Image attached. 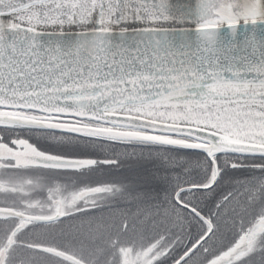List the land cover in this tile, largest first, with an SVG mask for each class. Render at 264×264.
Listing matches in <instances>:
<instances>
[{
    "label": "snow or ice",
    "instance_id": "obj_1",
    "mask_svg": "<svg viewBox=\"0 0 264 264\" xmlns=\"http://www.w3.org/2000/svg\"><path fill=\"white\" fill-rule=\"evenodd\" d=\"M258 24L264 0H0V264H264Z\"/></svg>",
    "mask_w": 264,
    "mask_h": 264
},
{
    "label": "rangeland",
    "instance_id": "obj_2",
    "mask_svg": "<svg viewBox=\"0 0 264 264\" xmlns=\"http://www.w3.org/2000/svg\"><path fill=\"white\" fill-rule=\"evenodd\" d=\"M136 172H139L141 175H145V174H149L151 171H154V165L151 162H141V164L139 165H133L132 166ZM124 173L125 175H132L134 174L132 171H130V168L128 165H126L124 168ZM163 181L161 179V177H155V178H150V184L145 186V187H151L154 188L158 191H160V194L162 196V188H163ZM126 206L121 205V209H125ZM132 211H135V207L133 206L131 208Z\"/></svg>",
    "mask_w": 264,
    "mask_h": 264
},
{
    "label": "water",
    "instance_id": "obj_3",
    "mask_svg": "<svg viewBox=\"0 0 264 264\" xmlns=\"http://www.w3.org/2000/svg\"><path fill=\"white\" fill-rule=\"evenodd\" d=\"M221 35L226 37L225 43H227L228 40L231 39V33L225 26L224 29L221 30ZM252 35V26L251 25H243L241 23L240 26H238L237 36H236V43L237 45H241L244 41L245 36H251ZM256 36L257 39L264 38V24H258L256 26ZM251 52V49H249V53Z\"/></svg>",
    "mask_w": 264,
    "mask_h": 264
},
{
    "label": "bare ground",
    "instance_id": "obj_4",
    "mask_svg": "<svg viewBox=\"0 0 264 264\" xmlns=\"http://www.w3.org/2000/svg\"><path fill=\"white\" fill-rule=\"evenodd\" d=\"M172 2H173V3H176V2H177V0H172ZM181 2H183V0H181Z\"/></svg>",
    "mask_w": 264,
    "mask_h": 264
},
{
    "label": "trees",
    "instance_id": "obj_5",
    "mask_svg": "<svg viewBox=\"0 0 264 264\" xmlns=\"http://www.w3.org/2000/svg\"><path fill=\"white\" fill-rule=\"evenodd\" d=\"M119 171H120L121 173H124L125 170H124V169H120Z\"/></svg>",
    "mask_w": 264,
    "mask_h": 264
}]
</instances>
